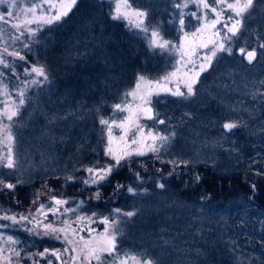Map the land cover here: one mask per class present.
Masks as SVG:
<instances>
[{"label": "trees", "instance_id": "1", "mask_svg": "<svg viewBox=\"0 0 264 264\" xmlns=\"http://www.w3.org/2000/svg\"><path fill=\"white\" fill-rule=\"evenodd\" d=\"M127 2L146 12L144 25L148 33L140 28L132 31L126 20L113 19L111 1L77 0L66 16L41 26L34 37L28 38L29 48L23 47L24 42L19 43L26 59H14L13 63L24 67L43 65L48 80L31 87L28 102L13 119L16 164L24 171L0 166V179L11 180L18 186L14 196L11 195L15 200L3 199L2 207L14 212L19 206L27 207V195L32 189L43 183L58 189L68 175L77 177L73 182L82 183L79 178L85 176V166L103 164L108 159L104 155L107 133L99 120L116 112L114 106L126 101L127 92L139 76L155 78L175 64L169 54L171 49L150 46V33L155 28L171 43L178 40L179 10L174 7L177 0ZM6 11L2 6L0 12ZM189 11L192 9H183L186 32L200 25L195 18L190 20ZM259 22L255 31L253 26L248 29L245 26L231 38V55L218 53L212 67L194 86L197 95L180 100L170 97L156 103L172 126L165 133L175 135L164 153L136 157L131 164H164L168 171L174 166L168 161H189L174 166L185 170L184 174L139 183L128 172L129 164H125L110 176L107 185H102L109 192L118 182L123 185V195L110 200L113 203H107L104 197L87 202L85 211L101 217L113 213L114 206L122 207L124 212H135L134 223L126 224L122 246L132 239L128 231L132 224L136 232H139L136 227L143 228L158 243H164L162 235L176 242L179 239L176 246L180 247L181 257L177 258L182 264H264V48H260L264 44V15ZM246 31L252 40L244 44L241 40ZM241 47L256 49L251 63L239 54ZM230 63L232 70L236 67L234 74H229ZM24 67L18 70L24 71ZM225 81H232L231 91L218 98ZM240 99H245L243 105ZM196 101L198 113L189 108ZM229 120L239 122L234 134L222 127ZM32 157L39 162L38 166L30 165ZM193 172L203 178L192 189L185 188L181 178ZM161 183L164 188L158 186ZM129 186L135 193L127 191ZM170 191L177 192L185 201L196 200L205 209L196 214V224L189 223L193 214L189 208L182 207L174 213L176 205L163 196ZM147 193L152 195L151 206H139L138 195L144 197ZM157 194L166 201L165 215L161 206L155 207L158 214L150 213ZM53 243L47 241V245L55 246ZM144 248L143 253L139 252L142 257L151 258L156 264L172 263L162 244L154 251L144 242Z\"/></svg>", "mask_w": 264, "mask_h": 264}, {"label": "snow or ice", "instance_id": "2", "mask_svg": "<svg viewBox=\"0 0 264 264\" xmlns=\"http://www.w3.org/2000/svg\"><path fill=\"white\" fill-rule=\"evenodd\" d=\"M253 2L254 0H211V2L210 0H177L174 7L179 10L177 15L179 17L180 30L183 31L185 26V13L183 9L188 8L189 4L194 5L198 10L191 12L190 15L200 22V27H197L196 31L191 33L193 39L187 45L183 41L188 40L189 33L184 32L183 40L178 46L164 39L157 29L151 30V47L162 50L174 49L180 55V60L177 61L178 65H181V62H183L181 65L183 68L191 65V68L183 72V75L176 81L175 89L168 88L166 83L173 82V79L181 71L180 67L163 77V81L166 82L163 87H160V81H156L155 85L159 91L169 92L171 95L177 97L194 95V85L197 83L200 73L206 70V66L212 63V60L217 57L218 53L225 52L229 55L232 54V47L229 42L232 37L237 35L243 16L253 6ZM75 3L76 0H70L69 3H55L53 0H42V3L33 2L26 9L22 10L26 16L23 21L12 10H8L6 15L0 13V41H3V47L0 49V68L9 69L13 76H16L14 63L10 62L8 57L21 61L26 59L20 51L16 49L9 50L8 42L3 40V36L7 31L4 25H9L11 29H14L18 33V35L10 37L12 42L15 43V41L21 40L25 36V33L28 34L29 38L36 35L38 28H32L30 27L31 25H48L59 21L63 16L68 14V11ZM0 5H7L8 9H15L17 7V0H0ZM128 7L127 0H124L123 8L127 9ZM121 8L122 5L117 3L113 19L128 17L129 13L127 11L122 12ZM225 11H230L234 15H229L225 18ZM132 15L138 18L135 27L148 33L149 29L144 25L146 13L136 11ZM12 18H15V23L11 22ZM217 25H221L223 29H226L223 35H221V29L217 28ZM208 31H211V36L203 39L204 33ZM210 45L211 47H209ZM23 47L29 48V44L24 43ZM260 48H264V44H260ZM198 49H208V51L203 56V62L200 63L199 70L195 71L196 61L193 57L198 54ZM239 54L247 59L249 63L257 55L256 49L247 50L244 47L239 49ZM4 75L5 73L0 71V77ZM24 75L31 77V79L23 81L21 86L15 90L18 99H12L8 86L0 81V96L6 98L0 101V104H2V107H0V145H3L0 148V153H2L0 154V166L9 169L16 167L13 151L14 136L11 124L4 121L11 122L14 117L18 116L20 107L26 102L25 93L29 85H38L48 80V75L43 65H32L25 68ZM143 83L149 86L153 84L152 81H145V78L141 76L136 84V89L127 94L133 97L134 100L138 98L141 101L135 108L129 103L124 105L116 104L114 106L116 111L128 113L123 120L119 122L114 119L109 121L101 118L99 120V123L107 128V144L104 155L108 159L103 164L96 162L83 168L86 176L79 179L84 185H101L117 169L122 168L125 164H129L131 167L134 157H143L149 152L158 154L169 143L171 137L175 135V133L164 135L152 129L145 131L144 126L139 123L142 117L153 120L154 115H158L154 114L153 109L147 106L150 104L148 97L153 92L147 91L144 95H139V90H141ZM180 84H183L186 91L181 90ZM159 91H156L155 94L159 95ZM157 122L159 124L165 123L164 120H158ZM239 126V122L231 120L222 125L226 132H231ZM114 127L122 129V134L118 138L113 134ZM130 131H132V138L129 140L128 134ZM157 158H159L158 155ZM168 163L179 166L180 163L187 164L189 161L178 162L172 160L168 161ZM169 174L171 175V173ZM135 177L140 179V173L136 172ZM76 179L77 177L73 175L66 177L67 181H75ZM195 179L199 181L200 177L197 175ZM17 183H20V181H17ZM0 186L12 190L16 187V184L5 183L4 180L0 179ZM116 186L117 188L123 187L120 184ZM158 186L160 188L165 187L162 183ZM252 187L255 188V185ZM127 191L135 193V189L131 186L127 188ZM99 197L100 192L97 189L94 198L99 199ZM69 203L68 199L51 194V190H49L47 203H40V194H37V198L32 201V204L38 206L25 213H10L8 210L0 209V221L9 222L0 223V264H23L25 260H30L32 264H40L41 260H45L46 264H53V260L49 259V257H54L60 264H129V261H132L133 264H153L150 260L141 262L135 256L125 255L122 257L117 254L116 240L119 230L116 227L118 223L116 219L108 216L98 218L96 213H92L91 215L76 214L82 208L84 201H79L75 208L67 206ZM115 212L126 217L135 215L133 211L122 213L120 209H116ZM69 213L76 214L75 219L65 218L59 220L58 223L48 219L50 215L59 218L67 217ZM97 219L105 226L103 232L96 233V230L91 227L92 224L97 222ZM15 226H20L24 231L33 236L52 237L62 241L66 247L63 249L45 248L37 253L22 255L23 249L17 247L21 242L13 235H6L3 231V229L15 228ZM81 233H87L88 235L86 237ZM105 256L112 257L113 259L111 262H106Z\"/></svg>", "mask_w": 264, "mask_h": 264}, {"label": "rangeland", "instance_id": "3", "mask_svg": "<svg viewBox=\"0 0 264 264\" xmlns=\"http://www.w3.org/2000/svg\"><path fill=\"white\" fill-rule=\"evenodd\" d=\"M108 1H111L112 4H113V11H114L113 15H115V8H116L117 3H120L122 5L121 11L122 12L123 11H127L129 13L127 18H121V19H124V20L127 21V23L129 24V28L132 31L139 29V28L135 27V23L138 21V18L135 15H132V13H134L136 11L145 12L144 10L135 8L132 5H130L128 2H127V4L129 5V7L127 9H125V8H123L124 0H108ZM33 2H35V1L34 0H17V7L15 9H8L7 5H0V9L2 10V6H5L7 11L8 10H12V11H14V13L16 12L15 15L19 16L20 20L23 21L26 18L25 13L19 12V11L21 10V8L28 7V3H29V5H31ZM53 2H55V3H60V2L69 3L70 0H53ZM210 2H211V0H210ZM254 2H255V0H254ZM254 2H253V6L244 14L241 26L239 27V31L237 32V34L240 33L241 29L244 28L245 26L247 27V29H248L249 26H253L254 27V31H255L257 23H260L259 19L261 18V16L264 15V0H257L255 4H254ZM188 8L192 9V12L193 11H198L197 8L194 5H192V4H189ZM189 12L191 13V11H189ZM20 13L23 14V15L21 16ZM5 15H6V13H5ZM210 15H213V14H210ZM229 15H234V14L231 13L230 11H225V13H224L225 18H227V16H229ZM145 18H144V20H145ZM192 19H193V17L190 16V20L191 21H193ZM11 22L15 23L16 22L15 18H12ZM41 26H43V25H39L38 26L36 24H33L30 27L38 28V31H39V28ZM4 27L7 29V31L5 32V34L3 36V40L8 42L9 50L16 49V50L21 52L22 50L19 48L21 44H19V43L20 42L21 43H23V42L27 43V39L29 38L28 34L25 33V36L22 37L21 40L15 41V43H13L12 40L10 39V37L13 36V35H18V33L15 32L14 29H11L9 25H4ZM191 27H193L192 22H191ZM194 27L195 28H193V29L191 28V30L187 31V33H189L188 40L187 41H183L186 45L188 44V42L192 41V39H193L191 37V33L195 32L196 28L200 27V25L199 26L197 25V26H194ZM217 28L221 29V35H223L224 32H226V29H223L221 27V25H217ZM184 32H186V30L185 31L184 30L183 31L180 30V33L178 35V40L175 41V42H172V44L178 46L183 40ZM209 36H211V31H208V32L204 33L203 39H207ZM251 40H252L251 34H248V32L246 31L245 38H243L241 40V42H244V44H246L247 42H249ZM17 44H19V45L17 46ZM2 47H3V41H0V49H2ZM209 47H211V45ZM207 51H208V49H198V54L193 57V59L196 61V69H195V71L199 70V65H200V63L203 62V56L205 55V53H207ZM169 54H170V56L172 55V57H173L172 61L175 63V64H173V67L168 72L163 73V74H161V75H159V76H157L155 78H152V77H149V76H143L145 78V81H149L150 80V81L153 82V84L151 86H149L146 83H143L141 90H139V95H144L145 92H147V91L153 92V94L148 97V99L150 100V104L147 105V106L151 107L153 109V113L154 114H158V115H154V119L153 120L144 119L142 117L140 119L139 123L144 126L145 131H147L148 129H152L153 131L159 132V133L164 134V135L166 134L165 132H168V131H170L172 129V126L168 122L166 117H164L165 115L162 112H160V110L157 109L156 103L157 102L161 103V102H164L166 99H170V97L176 98L177 96H173L169 92L159 91V89L155 85V82L156 81H160L161 82L160 87H163L165 85V83H166L165 81H163V77L167 76L169 73L175 71L178 67H180L181 71L177 74V77L173 79V82L166 83V86L168 88L175 89L176 81L183 75V72L188 71V69L191 68V65H188L187 68H183L181 66L183 64V62H181V65L177 64V61L180 60V55L174 49L169 50ZM14 59L15 58H13V57H8V60L10 62H13ZM215 59L216 58H214L212 60V63L210 65L206 66V70L205 71L200 73V75H199V77L197 79V83L194 86H196L199 83V80L202 77V75L204 73H206L207 71H209V69L212 67L213 62H214ZM14 66H15V70H16V76H13L12 72L9 69L0 68V71H3L5 73V75L3 77H0V81H2L3 84H6L8 86V90L11 93L12 99H18V97L15 94V90L18 87L21 86V83L23 81L30 80L31 77H26L24 75V71L23 70H18V68L24 67L22 64L15 63ZM24 68H28V67H24ZM235 69H236V67H234V70H232L231 63H230V65H229V74H234ZM189 74H191V73H189ZM140 77L141 76H139L137 78L134 87L131 88L127 92V94L129 92H132L133 90L136 89V84L139 81ZM231 82L232 81H225V82L222 83L221 91L219 92L218 98H223V95L230 93L231 89L229 88V85L231 84ZM32 86L33 85H29V87L26 90V93H25V101L26 102H25V104L28 102L27 100H28L29 92H30ZM179 86H180L182 91H186V89L184 88L183 84H180ZM156 91H159V95L155 94ZM194 93H195V95H197L196 92H195V88H194ZM210 95H211V93H210ZM213 95H214V93H213ZM212 97L214 98L215 101H218L216 99V96H212ZM242 97H244V95H242ZM182 98H184V97H178L179 100L182 99ZM5 99H6L5 97L0 96V101H3ZM244 101H245V99H244ZM244 101L240 99V102H241L242 105L245 103ZM126 103L131 104L132 107L135 108V106L137 104H140L141 101L138 98L134 100L133 97L127 95L126 96V101L123 102V103H120V104L124 105ZM23 106L20 107L19 112H20V110L22 109ZM0 107H2V104H0ZM198 107H199V101H196L192 105L189 106L190 110L191 111L195 110L196 113L199 112ZM127 115H128L127 112L116 111L113 115H111V116H109V117H107L105 119H107L109 121L114 119L117 122H119V121L123 120L124 117L127 116ZM158 120H164L165 123L164 124H159L157 122ZM4 122L11 124V130H12V134L14 136L13 151H14V155H15V161L17 162L18 155H17V153L15 151L16 150V142H15V131H14V128H13V120L11 122H8V121L5 120ZM244 123H246V122H244ZM158 124H159V126L162 129L158 126ZM133 131H134V129H133ZM105 132L107 133L106 126H105ZM230 133L234 134V130H232ZM113 134H114L115 137L118 138L122 134V129L114 127L113 128ZM131 138H132V131H130L129 134H128V139L130 140ZM215 141H216V144L219 143V140H215ZM220 141H222V140H220ZM2 147H3V145H0V148H2ZM167 148H168V145H166L164 148H162L161 152H159V153H164ZM0 154H2V153H0ZM151 154L152 153L149 152L146 156L151 155ZM134 158H136V157H134ZM38 164H39V162L36 160L35 157H32L30 159V165L38 166ZM155 166H156V163H155ZM155 166L154 165H150V164H146L144 162H135L134 164H131V167L130 166L128 167V172L130 174H132L133 177H135V173L136 172H139L140 173V179H137L135 177V179L139 183H141L142 181H145V180L147 181L148 179H151V178H154V179L158 178V180L160 181V180H162L164 178H172L173 176H181V175L184 174L182 172L183 169L182 170L180 168L178 169V168L174 167L175 165L171 166L168 171L165 170L164 164H160V165H158L156 167ZM177 167H180V166H177ZM5 168H7V167H5ZM14 169H17L18 172L24 171L23 168L21 169V166L19 164H16V167ZM151 171L155 172L154 176H152L149 173ZM183 171H185V170H183ZM146 173H148V174L145 177ZM169 173H171V175ZM197 175L200 177L199 181H197L195 179V177ZM85 176H86V174H85ZM202 178H203L202 174L193 172V173L187 174V176L181 178V180L183 181V186L185 188L192 189L193 185L195 183L197 184L198 182H200V180H202ZM109 179H110V177H109ZM109 179L107 181H105L104 183H102L101 185H98V186H87V185H84L83 183H79L78 184V182L67 181L65 179V180H63L61 182V184L59 185V188L58 189L56 188L55 190H53L52 189L53 187H51L50 185H48L46 183H43L38 188H34L28 193L27 199L29 200V204H28L27 207L26 206H21V207L19 206V209L17 211H15V212L14 211H10V213H25L28 210L38 206V205H33L32 204V201L37 198V194H40V203H47L48 202L49 190H51V194L59 195V196L65 198V199H68L70 201V203L67 206H69V207L75 208L76 204L79 201H84V204H83L82 208L76 214H79V215H85V214L91 215L90 213H87L85 211V208L87 206V202H89L91 200L92 201H99L102 197H104L106 199L107 203H113L110 200H114L118 196L120 197V195H123L122 194V190H121L122 187L117 188V186H116L117 184H120L118 182H115L113 184V186L110 187L109 192H107V190H104L102 188V185H107L108 184ZM5 183L16 184V182H13L11 180L10 181L7 180V181H5ZM120 185H122V184H120ZM17 187L18 186L16 184V187L14 189L9 190L7 188H3L2 186H0V209L8 210L7 208L1 206V201L3 199L4 200H8V199L15 200V198H13L11 195L13 194V196H14V192L16 191ZM69 188H71V189H69ZM97 189H99V192H100L99 199L94 198V194L96 193ZM120 191H121V194H119ZM138 196H139L138 197V200H139L138 205L139 206H142V204H145L146 208H149L151 206V197H152V195L150 196L149 193H147L144 197L141 196V195H138ZM163 196L164 197H169L170 199H172V202L176 205V209H175L174 213L176 211L179 212V210L182 209V207L183 208H189L190 211H192L193 214H192V217L190 218L189 223L196 224V222H197L196 220L198 219V217H196V214L199 213V211H202V212L205 211V209H203L202 207L199 206V203L196 200H193L192 202L185 201L183 198L179 197L177 192L170 191V192H167L166 194H164ZM1 197H4V198H1ZM22 205H24V204H22ZM165 205H166L165 199L160 194H157L155 196L153 205H152V207L150 209V213H153L155 215L158 214V211L155 209V207L161 206L163 208V211H161V213L165 215L167 213L166 212V208L164 207ZM116 209L123 210L122 207H120V206L119 207H117V206L115 207L114 206L113 209H112L113 213H111L110 215H106V216L111 217L113 219H116L117 222H118L116 227L118 228L119 231H118L116 243H117V254L119 256H122V257L125 256V255H127V256H135L141 262H143L144 260H150V261L153 262V264H156L153 261V259L146 258V257L144 258L141 255H139V252H141V253L144 252V250H145L144 242L147 243V247H149V250H152V248H153L154 251L158 248V245L162 244L164 252H166L169 256H171V259H172V263L171 264H182V262L177 258V256L181 257V253L178 251L180 247L178 246V244L176 246V243H178L179 239L176 242L175 241L176 239H172L171 240L170 236L162 235L161 239H162V241L164 243H158L155 240H153L150 237V235H148V233L145 232V230L143 228L139 229L138 227H136L137 230H139V232H136L135 231L136 229L134 228V225H132V224H131V226H128V231H129V234H131L132 239H128L129 242H127V240H126L124 242V244H123V246H124L123 247L122 246V240L126 239V230H127V229L125 230V228L127 227L126 224L127 223H134V216L126 217V216L119 215V214H117L115 212ZM82 210L84 212H86V213L82 212ZM121 212L123 213L124 211H121ZM76 214L69 213L67 217H59V218L53 217V216L50 215L48 219L52 220V221H56L58 223L59 220L65 219V218L75 219V215ZM97 217L98 218H103L101 216H98V214H97ZM0 223H9V222L0 221ZM91 227L96 230V233H100V232H103L105 226L102 223L99 222V219H97V222L92 224ZM3 231L5 232L6 235H13L15 238H17L21 242L17 247L20 248V249H23L22 255H25L27 253H37V252H39V251H35L37 249H39V250L41 249V251H42L45 248H49V249H63L64 247H66V245L62 241L56 240V239H54L52 237L33 236V235L29 234L28 232L24 231L20 226H15V228L3 229ZM133 233H134V235H133ZM20 234H21V236H20ZM81 234L85 235L86 237L88 235L87 233H81ZM22 235L25 236V238L22 237ZM43 240H45V241L42 242V243H39V241L41 242ZM48 240H53L54 241L53 244L55 246L47 245V241ZM134 240H136V241H134ZM181 241H183V239H181ZM30 248H34V251H27ZM134 251H136L138 254L135 253ZM66 258H68V257L66 256ZM37 259H39V257H37ZM49 259L53 260V264H60V262L56 261V259L54 257H49ZM112 259H113L112 257L105 256V261L106 262H111ZM23 264H32V262L30 260H25L23 262ZM40 264H46V261L45 260H41ZM129 264H133V262L129 261ZM191 264H194V263H191Z\"/></svg>", "mask_w": 264, "mask_h": 264}]
</instances>
